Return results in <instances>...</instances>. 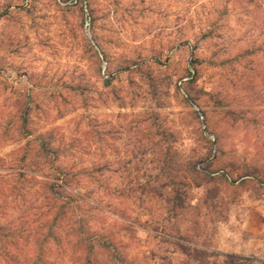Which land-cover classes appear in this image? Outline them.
I'll return each mask as SVG.
<instances>
[{"label":"rangeland","instance_id":"obj_1","mask_svg":"<svg viewBox=\"0 0 264 264\" xmlns=\"http://www.w3.org/2000/svg\"><path fill=\"white\" fill-rule=\"evenodd\" d=\"M20 94L62 164L100 166L71 191L122 253L264 264V0H0V112Z\"/></svg>","mask_w":264,"mask_h":264},{"label":"trees","instance_id":"obj_2","mask_svg":"<svg viewBox=\"0 0 264 264\" xmlns=\"http://www.w3.org/2000/svg\"><path fill=\"white\" fill-rule=\"evenodd\" d=\"M11 106L0 112V146L8 141L24 142L12 151L9 162L0 157V167L10 168L0 172L1 255L10 264H64V256L70 264H141L126 251L122 253L123 244L106 228L105 218L92 215L93 210H103L71 191L92 182L100 166L80 167L73 173V164L60 161L72 143H56L51 131L34 134L30 95H17ZM53 164L58 172H52L50 179H38L28 172ZM193 172L201 174L195 167ZM35 185L39 192L31 201L28 188ZM178 199L175 193L174 200ZM181 207L177 203L172 209Z\"/></svg>","mask_w":264,"mask_h":264},{"label":"clouds","instance_id":"obj_3","mask_svg":"<svg viewBox=\"0 0 264 264\" xmlns=\"http://www.w3.org/2000/svg\"><path fill=\"white\" fill-rule=\"evenodd\" d=\"M102 74V73H101Z\"/></svg>","mask_w":264,"mask_h":264}]
</instances>
